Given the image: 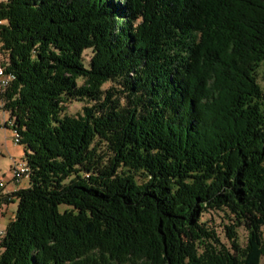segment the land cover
I'll return each instance as SVG.
<instances>
[{
	"label": "trees",
	"instance_id": "1",
	"mask_svg": "<svg viewBox=\"0 0 264 264\" xmlns=\"http://www.w3.org/2000/svg\"><path fill=\"white\" fill-rule=\"evenodd\" d=\"M0 61L30 171L0 264H261L264 0H1Z\"/></svg>",
	"mask_w": 264,
	"mask_h": 264
},
{
	"label": "rangeland",
	"instance_id": "2",
	"mask_svg": "<svg viewBox=\"0 0 264 264\" xmlns=\"http://www.w3.org/2000/svg\"><path fill=\"white\" fill-rule=\"evenodd\" d=\"M89 56L90 53L86 52V61H88ZM258 82L262 90L264 91V64L260 67ZM79 84H81V82H79ZM110 85L111 84L109 83L104 85L103 89H107L108 87H110ZM120 102L123 103V100H120ZM82 106L83 103L74 101L71 102L67 106V114L70 116L77 115L81 112ZM25 152L28 151L24 145L14 144L13 133L11 130L0 128V183L2 184L0 190V200H2L3 197L9 196L11 193H13L12 188H9V185H13V183L11 182L10 169L16 163H25ZM26 181L28 180L22 181L20 183V186L22 188L28 186V183ZM16 209L17 200H14L13 203L6 204H1L0 202V231L3 232L6 229L9 222L13 219ZM202 221L203 223H205L207 230L210 233L214 234L215 237L219 238L221 244L226 245L228 248H230V241L228 240L226 227H230L234 224L231 217L227 216L226 213L208 212L203 215ZM235 232L236 243L239 246V249L243 251L245 250L247 245L248 231L243 226H238ZM261 264H264V256L261 259Z\"/></svg>",
	"mask_w": 264,
	"mask_h": 264
},
{
	"label": "built area",
	"instance_id": "3",
	"mask_svg": "<svg viewBox=\"0 0 264 264\" xmlns=\"http://www.w3.org/2000/svg\"><path fill=\"white\" fill-rule=\"evenodd\" d=\"M9 78V75L5 73V69L0 61V95L6 90L5 81ZM0 128H4L5 130H11L13 133V142L14 144L19 145V139H17V131L12 130V126L9 125L6 121V112L4 110V106H0ZM30 171H24L23 162L16 163L10 169L11 182L14 186L19 185L22 181H25L26 178H29ZM2 184L0 183V190ZM0 239H1V231H0Z\"/></svg>",
	"mask_w": 264,
	"mask_h": 264
},
{
	"label": "bare ground",
	"instance_id": "4",
	"mask_svg": "<svg viewBox=\"0 0 264 264\" xmlns=\"http://www.w3.org/2000/svg\"><path fill=\"white\" fill-rule=\"evenodd\" d=\"M10 79H7L5 81V88L7 89V87L9 86L10 81L12 80V77L9 75ZM0 106H3V102L0 101ZM7 123H9V125L13 126V122L11 120L6 119ZM17 139H19L20 142V135L17 133ZM24 166V171H29L27 165L25 163H23ZM4 235V231H1V237Z\"/></svg>",
	"mask_w": 264,
	"mask_h": 264
},
{
	"label": "crops",
	"instance_id": "5",
	"mask_svg": "<svg viewBox=\"0 0 264 264\" xmlns=\"http://www.w3.org/2000/svg\"><path fill=\"white\" fill-rule=\"evenodd\" d=\"M26 180H28L27 178H26ZM27 182V181H26ZM9 188L11 189L12 188V191L13 192H15L16 190H18V189H22V187L20 186V184L18 185V186H13L12 184L11 185H9ZM23 188H26V187H23Z\"/></svg>",
	"mask_w": 264,
	"mask_h": 264
}]
</instances>
